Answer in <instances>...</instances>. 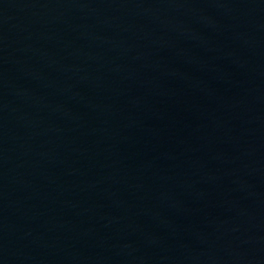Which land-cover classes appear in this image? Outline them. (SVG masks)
<instances>
[{"label":"water","instance_id":"obj_1","mask_svg":"<svg viewBox=\"0 0 264 264\" xmlns=\"http://www.w3.org/2000/svg\"><path fill=\"white\" fill-rule=\"evenodd\" d=\"M0 228L57 264H264V0H0Z\"/></svg>","mask_w":264,"mask_h":264}]
</instances>
